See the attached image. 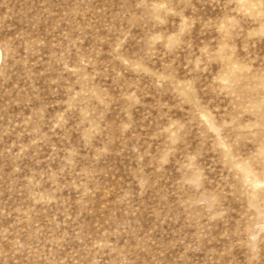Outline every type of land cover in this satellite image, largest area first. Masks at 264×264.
Instances as JSON below:
<instances>
[{
    "label": "rangeland",
    "instance_id": "obj_1",
    "mask_svg": "<svg viewBox=\"0 0 264 264\" xmlns=\"http://www.w3.org/2000/svg\"><path fill=\"white\" fill-rule=\"evenodd\" d=\"M0 51V264H264V0H0Z\"/></svg>",
    "mask_w": 264,
    "mask_h": 264
},
{
    "label": "bare ground",
    "instance_id": "obj_2",
    "mask_svg": "<svg viewBox=\"0 0 264 264\" xmlns=\"http://www.w3.org/2000/svg\"><path fill=\"white\" fill-rule=\"evenodd\" d=\"M0 59H1V51H0ZM259 101L256 102L257 106H262L264 104V96L261 97V99H258ZM261 150V149H260ZM263 159V156H262ZM251 172V171H250ZM252 173V172H251Z\"/></svg>",
    "mask_w": 264,
    "mask_h": 264
}]
</instances>
